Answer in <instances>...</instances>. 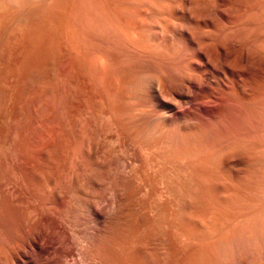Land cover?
<instances>
[{"label":"rangeland","instance_id":"rangeland-1","mask_svg":"<svg viewBox=\"0 0 264 264\" xmlns=\"http://www.w3.org/2000/svg\"><path fill=\"white\" fill-rule=\"evenodd\" d=\"M31 1L0 0V216L9 198L15 238L30 221L50 218L59 227L49 241L54 249L46 251L71 241L77 264H186L197 251L204 222L218 224L216 235L233 240L236 259L260 253L264 261V102L239 106L233 142L226 140L225 126L222 131L218 126L225 137L219 145L142 139L136 126H123L119 113L102 111L100 92L110 79L96 85L93 67L103 46L88 38L83 47L73 39L74 12H102L131 22L123 0ZM146 1L157 18L167 11L162 6L179 2ZM223 1L233 18L229 31L235 35L243 87L264 96V0ZM87 107L96 124L72 126ZM103 116L116 125L104 126ZM221 143L233 147L232 160L209 159L213 146L226 148Z\"/></svg>","mask_w":264,"mask_h":264},{"label":"bare ground","instance_id":"bare-ground-1","mask_svg":"<svg viewBox=\"0 0 264 264\" xmlns=\"http://www.w3.org/2000/svg\"><path fill=\"white\" fill-rule=\"evenodd\" d=\"M30 2L33 1L30 0ZM174 2L173 4L168 2L165 6H162L161 9L166 7L167 11H163L161 17L158 15L160 18H157L152 8L153 5L149 4L150 2L147 3L146 0H123L120 5L131 16L130 19H133L128 23L119 22L120 20H116L115 16L112 19L109 15L102 12H95L94 14L89 11L74 12L73 39L75 42L84 45L89 38L88 41H96L103 46L100 50V45L96 44L99 46L98 51L96 50L97 54L93 67L96 85L98 84L99 86L100 81L105 76L110 79L107 89L103 91L102 88L100 92L101 94L103 93V97L101 96L100 98L103 104L102 111L108 114L113 112L119 113L125 122L123 126H136L137 130L135 129V131L138 132L140 138L146 139L152 137L150 140H153V137H155L154 139L157 138L162 141L160 143L164 141L163 144H166L165 141L169 144L168 141H170L173 145L176 144L177 146L180 143H183L185 146V143H189L190 145L200 144L202 146L201 143L205 144L208 142L210 143L209 146L211 144L219 145V142H222L220 140L225 138L222 132L219 133V129L221 130L222 126L227 127H223L225 132L227 130V133H225L227 134L226 140H229V142L232 140L233 142L235 138L233 134L235 135L236 131L234 130V126L238 124L236 120L240 111L239 106L263 104L264 96L262 95L263 93H258V96H254L243 87V81L240 79L241 71L237 69L239 66H236L238 48L235 35L233 36V32L229 31L233 18L231 20L230 14L228 15L225 12L226 9L224 10L228 2L209 0L208 3L205 1L207 4L202 2L205 6L204 4H199L197 0H179L176 4ZM197 5H200L202 8L198 10L197 7L199 6ZM235 5L239 7L238 3ZM191 7L194 8V11L193 8L192 11L190 10ZM195 8L198 11H195ZM235 8L236 6L233 9L235 10ZM241 11L243 10H239V12ZM90 44L93 43L91 42ZM154 51H157L156 53L159 52L158 54L162 55L165 60H161L162 56L160 57L158 54L157 58L159 57L160 59L155 58ZM152 53H154L153 56ZM245 58L242 55V61ZM77 113L72 126H94L93 124H96V120L94 119L95 121L93 120V122L91 119L94 111L92 113L88 107L80 109V112L78 111ZM105 117L104 120L106 119ZM108 119H106V125L103 123L104 126H107L108 122L111 123ZM258 120L260 119L258 118ZM100 121L103 120L101 119ZM111 125L116 124L111 123ZM218 126H220L219 129ZM226 143L229 144L227 141ZM181 146L183 147V145ZM222 146L226 147L225 144ZM213 147L216 149L208 155L209 159H214L213 161H215L218 158L224 157L232 160L233 147ZM222 192L224 193V191ZM253 195L255 194L253 193ZM229 197L231 198V196ZM232 197L234 198L235 196L233 195ZM9 200V198L5 200L3 213L0 216V264H77L75 262L73 242L71 241L64 242L62 240L64 243L67 242L64 244L65 246H62L63 244L59 245L58 242L60 241H58L57 245L61 246V249L57 247V250L53 253L46 251L47 246L53 247L49 246V241L54 239L52 237L53 234L58 235L55 232L57 226L59 227L57 220L56 222L50 218L32 220L26 227L24 226L25 230L21 232L22 234L15 238V218L13 217L12 204H10ZM207 219L206 221H208ZM69 225L72 227V224ZM217 225L205 224L204 222L199 223L201 237L199 236L200 238L195 241L197 251L195 250L196 253L194 256L192 255L193 258L191 257L189 262L185 261L186 264H258V260L261 261L260 258L262 259L263 257H259L260 253L258 255V251H255L257 253L254 252L255 255H258L255 256L256 258H253L254 256L252 257L248 253L252 258L249 256L248 258L250 259L245 260L244 258L248 255H240L242 257L240 258L239 256L236 259L238 255L234 251L235 255H237L235 257L232 250L233 246H231L233 240L230 241L229 237L226 239L223 238L224 236H219V234L217 236ZM60 227L63 228L64 226L60 225ZM70 227H68L69 230L71 229ZM63 231H59V233L61 232L62 234L65 232ZM72 231H74L73 228L71 229V233ZM62 235L64 236V234ZM69 237L72 238L73 236ZM58 238L60 237L58 236ZM89 239L90 234L85 237L86 241ZM263 246L261 245L262 248ZM250 253L252 252L250 251ZM263 253L261 256L264 255ZM163 260L166 262L165 259ZM261 264L263 263L261 262Z\"/></svg>","mask_w":264,"mask_h":264}]
</instances>
